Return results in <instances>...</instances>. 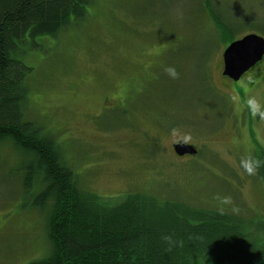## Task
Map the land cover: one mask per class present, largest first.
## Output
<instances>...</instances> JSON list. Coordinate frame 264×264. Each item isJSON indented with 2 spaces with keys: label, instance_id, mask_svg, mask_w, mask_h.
<instances>
[{
  "label": "rangeland",
  "instance_id": "obj_1",
  "mask_svg": "<svg viewBox=\"0 0 264 264\" xmlns=\"http://www.w3.org/2000/svg\"><path fill=\"white\" fill-rule=\"evenodd\" d=\"M89 12L75 30L24 47L28 118L99 203L146 193L238 211L245 231L264 243V181L240 163L264 150V117L246 104L255 96L264 105V78L248 87L246 73L237 83L220 76L230 43L264 37V0H92ZM259 70L264 76V62ZM191 112L193 122L176 120ZM177 140L195 144L198 155L175 156ZM21 162L0 145V264H31L49 249L48 210L23 192Z\"/></svg>",
  "mask_w": 264,
  "mask_h": 264
},
{
  "label": "trees",
  "instance_id": "obj_2",
  "mask_svg": "<svg viewBox=\"0 0 264 264\" xmlns=\"http://www.w3.org/2000/svg\"><path fill=\"white\" fill-rule=\"evenodd\" d=\"M91 3L0 0V145L21 157L23 192L36 193L33 206L49 214L47 255L31 264H264V243L245 231L238 211L171 204L146 193L114 206L99 203L82 189L54 139L28 118L32 68L22 61L24 47L75 30L91 18ZM192 113L176 120L193 122ZM257 169L264 181V164Z\"/></svg>",
  "mask_w": 264,
  "mask_h": 264
},
{
  "label": "water",
  "instance_id": "obj_3",
  "mask_svg": "<svg viewBox=\"0 0 264 264\" xmlns=\"http://www.w3.org/2000/svg\"><path fill=\"white\" fill-rule=\"evenodd\" d=\"M264 57V37L251 33L230 43L222 54V75L233 82L239 79L262 61ZM174 154L178 157L194 156L197 149L194 145L179 141L172 145Z\"/></svg>",
  "mask_w": 264,
  "mask_h": 264
},
{
  "label": "clouds",
  "instance_id": "obj_4",
  "mask_svg": "<svg viewBox=\"0 0 264 264\" xmlns=\"http://www.w3.org/2000/svg\"><path fill=\"white\" fill-rule=\"evenodd\" d=\"M165 71L173 78H178L179 76V73L172 66L167 67ZM244 86L246 87L247 85ZM246 104L253 115L259 114L261 117H264V105H262L255 96L248 97ZM240 163L247 174L253 175L256 173L257 168L261 166V164H264V161L253 159L251 156H244L241 158ZM223 199L225 202H228L230 198L225 196Z\"/></svg>",
  "mask_w": 264,
  "mask_h": 264
},
{
  "label": "flooded vegetation",
  "instance_id": "obj_5",
  "mask_svg": "<svg viewBox=\"0 0 264 264\" xmlns=\"http://www.w3.org/2000/svg\"><path fill=\"white\" fill-rule=\"evenodd\" d=\"M222 62H223V60H222ZM222 62H221V66H220V68L222 69ZM264 62V57H263V60H262V62H260V63H258L257 65H255L252 69H250V71H248L245 75H244V77L241 79V80H243L244 78H247L246 80H247V83H249V84H247L248 85V87H250V86H254V85H256L258 82H260V81H262L263 80V78H264V76H263V73L262 72H260V70H259V68H260V66L262 65V63ZM220 76H221V78H223V79H226L227 80V82H229V83H237V82H233V81H231V80H229L228 78H226V77H224L223 75H222V71L220 72ZM239 82V81H238ZM232 90V92L236 95V92L233 90V89H231ZM237 96V95H236ZM239 99H240V97H239ZM106 100V99H105ZM117 100V99H116ZM179 141H182V140H177L175 143H178ZM185 142V141H184ZM175 143H173V144H175ZM185 143H187V144H189L188 142H185ZM172 144V145H173ZM190 144H193V143H190ZM197 149V154H198V148H196ZM172 153H173V151H172ZM196 154V155H197ZM195 155V156H196ZM188 157H190V156H188V155H185V156H183L182 158H188Z\"/></svg>",
  "mask_w": 264,
  "mask_h": 264
},
{
  "label": "bare ground",
  "instance_id": "obj_6",
  "mask_svg": "<svg viewBox=\"0 0 264 264\" xmlns=\"http://www.w3.org/2000/svg\"><path fill=\"white\" fill-rule=\"evenodd\" d=\"M173 151V150H172Z\"/></svg>",
  "mask_w": 264,
  "mask_h": 264
}]
</instances>
